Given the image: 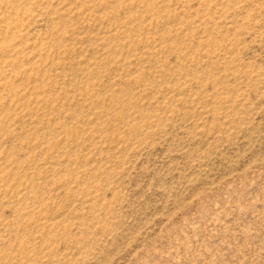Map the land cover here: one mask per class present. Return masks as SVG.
<instances>
[{
	"label": "rangeland",
	"instance_id": "obj_1",
	"mask_svg": "<svg viewBox=\"0 0 264 264\" xmlns=\"http://www.w3.org/2000/svg\"><path fill=\"white\" fill-rule=\"evenodd\" d=\"M0 264H264V0H0Z\"/></svg>",
	"mask_w": 264,
	"mask_h": 264
}]
</instances>
